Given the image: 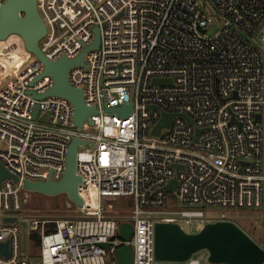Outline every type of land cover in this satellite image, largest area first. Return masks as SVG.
<instances>
[{
	"label": "built area",
	"instance_id": "built-area-1",
	"mask_svg": "<svg viewBox=\"0 0 264 264\" xmlns=\"http://www.w3.org/2000/svg\"><path fill=\"white\" fill-rule=\"evenodd\" d=\"M37 8L46 59L84 52L68 80L95 113L78 127L68 99L34 96L53 85L43 62L11 41L18 35L0 41V56L15 60L0 79V164L18 178L0 181V243H7L0 264H118L124 245L132 264H233L209 262L202 251L183 262L157 260L155 224L197 232L231 221L166 210L169 197L188 207L264 209V0H37ZM214 21L219 29L210 34ZM95 29L98 46L86 50ZM124 104L127 114L108 111ZM163 114L170 122L153 134ZM75 138L79 215L21 219L23 182L59 181ZM119 199L132 202L124 221L104 215ZM122 222L132 226L128 240Z\"/></svg>",
	"mask_w": 264,
	"mask_h": 264
},
{
	"label": "water",
	"instance_id": "water-1",
	"mask_svg": "<svg viewBox=\"0 0 264 264\" xmlns=\"http://www.w3.org/2000/svg\"><path fill=\"white\" fill-rule=\"evenodd\" d=\"M95 39L86 49H95L99 43V35L95 29ZM46 33V26L38 12L37 0H6L0 5V41L10 35H18L25 49L33 53L44 64L42 75H48L53 80V85L44 94L34 96L41 98L45 95L61 96L68 99L74 107V121L79 127L83 120L95 113L94 108L85 105L83 92L80 88L73 87L68 80V71L74 65L83 63L82 52L74 59L61 57L55 61L45 58L39 48V41ZM85 50V51H86ZM38 107L35 106L33 116ZM131 104H124L119 108H111L108 111L117 114H127ZM171 115L163 114L153 134H158L161 127L168 126ZM82 141L73 139L68 146L65 170L59 181L25 180L23 186L31 192H39L46 195L66 194L68 199L76 206L83 205V199L79 194L81 176L76 172L77 146ZM5 178L17 177L9 174L0 164V181ZM174 183V182H173ZM165 188L172 189V184ZM5 221H15V218H5ZM24 225V223H22ZM120 237L128 240L132 232L129 222H122L119 226ZM155 257L161 261L183 262L193 254L205 250L208 261L212 263L233 264H261L264 262V250L250 238L237 224L232 221H215L206 223L195 233L185 232L176 223L158 222L155 224ZM108 247L109 244H103ZM0 251L7 254V243H0ZM118 264H132V253L128 245H124L115 251Z\"/></svg>",
	"mask_w": 264,
	"mask_h": 264
},
{
	"label": "rangeland",
	"instance_id": "rangeland-1",
	"mask_svg": "<svg viewBox=\"0 0 264 264\" xmlns=\"http://www.w3.org/2000/svg\"><path fill=\"white\" fill-rule=\"evenodd\" d=\"M202 2V0H199ZM207 13H211L208 11ZM219 29V24L213 22L212 26L207 28V32L212 34ZM264 30V25L261 31ZM260 32V31H259ZM19 48H23L24 44L19 36L11 38ZM256 42V38L254 39ZM264 48V43L260 44ZM9 54L0 56V79H3L7 75V71L10 70L15 64V60L9 57ZM112 208L106 210L104 215L107 217H113L116 220L124 221L129 218V210L132 202L125 199H119L110 201ZM106 204V201H103ZM166 210L174 209H200L203 210L209 217L215 218L220 214H225L227 219L237 224L250 238H252L259 245H264V209L251 210V209H224L220 207H188L186 205H180L176 203L171 197L166 201ZM79 215V211L75 207L74 203L70 202L66 194L58 195H46L39 192H28V203L26 208L19 214L21 219L30 220L37 219H56V218H73ZM187 232H195L194 230ZM35 251V248H32ZM203 253L207 254L204 250Z\"/></svg>",
	"mask_w": 264,
	"mask_h": 264
},
{
	"label": "bare ground",
	"instance_id": "bare-ground-1",
	"mask_svg": "<svg viewBox=\"0 0 264 264\" xmlns=\"http://www.w3.org/2000/svg\"><path fill=\"white\" fill-rule=\"evenodd\" d=\"M23 52H18L16 51V55L13 57V58H17V61L21 59V55H22ZM13 66H14V63H13ZM79 193L81 196H83V188L81 186H79ZM84 197V196H83Z\"/></svg>",
	"mask_w": 264,
	"mask_h": 264
},
{
	"label": "trees",
	"instance_id": "trees-1",
	"mask_svg": "<svg viewBox=\"0 0 264 264\" xmlns=\"http://www.w3.org/2000/svg\"><path fill=\"white\" fill-rule=\"evenodd\" d=\"M32 238L34 239L35 245H39V239L37 238V235H33Z\"/></svg>",
	"mask_w": 264,
	"mask_h": 264
}]
</instances>
